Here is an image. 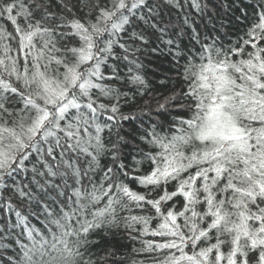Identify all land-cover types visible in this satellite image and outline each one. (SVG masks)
<instances>
[{
	"label": "snow or ice",
	"instance_id": "6c2138e0",
	"mask_svg": "<svg viewBox=\"0 0 264 264\" xmlns=\"http://www.w3.org/2000/svg\"><path fill=\"white\" fill-rule=\"evenodd\" d=\"M0 209V264H264V0H0Z\"/></svg>",
	"mask_w": 264,
	"mask_h": 264
},
{
	"label": "trees",
	"instance_id": "16d2710c",
	"mask_svg": "<svg viewBox=\"0 0 264 264\" xmlns=\"http://www.w3.org/2000/svg\"><path fill=\"white\" fill-rule=\"evenodd\" d=\"M214 2H217V0H214ZM193 16L195 17L196 23L197 25H199V29L201 31H206L205 24H207L208 27L211 28V23L209 22L207 15L203 20L198 15H196L195 12H193ZM173 19L175 20V16L173 17ZM184 42L187 43V36L184 37ZM157 44L161 49V53L159 55L145 52L141 57V61L144 65L142 74L149 81L152 87L153 96L162 97L169 94L172 90L179 89L181 87V81L180 77L176 75V69L174 68V61L172 60V56L167 52L163 44H160L159 42H157ZM122 71L126 72L127 70L122 66ZM161 80L166 81V83L161 84ZM154 106L155 105H153V107ZM173 114H175V110H173ZM21 210L24 211L23 208ZM4 215V210L0 209V217ZM14 221L15 217L12 216L9 223H12ZM33 223L39 226L38 222L35 221L34 218ZM17 231H19V229H17ZM144 239H148V237H144ZM111 243L119 247L120 252L123 253L125 257L129 256L130 246L132 242L126 237V235L123 233V230H120V232L113 238ZM136 246H139V244L137 243ZM111 250L112 249L110 248L109 251ZM97 251L99 252L100 250ZM100 254L104 255L103 253Z\"/></svg>",
	"mask_w": 264,
	"mask_h": 264
}]
</instances>
